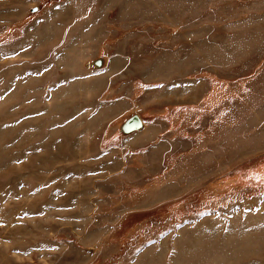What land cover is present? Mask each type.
I'll return each instance as SVG.
<instances>
[{"label": "rangeland", "instance_id": "obj_1", "mask_svg": "<svg viewBox=\"0 0 264 264\" xmlns=\"http://www.w3.org/2000/svg\"><path fill=\"white\" fill-rule=\"evenodd\" d=\"M0 264H264V0H0Z\"/></svg>", "mask_w": 264, "mask_h": 264}, {"label": "water", "instance_id": "obj_2", "mask_svg": "<svg viewBox=\"0 0 264 264\" xmlns=\"http://www.w3.org/2000/svg\"><path fill=\"white\" fill-rule=\"evenodd\" d=\"M102 63H103V60L99 58V59L92 61L90 66L94 68H100L102 66ZM143 125L144 124L141 118L137 114H133L121 124L120 132L124 135H128L133 132L142 130Z\"/></svg>", "mask_w": 264, "mask_h": 264}]
</instances>
